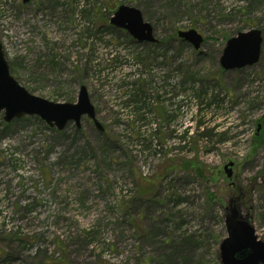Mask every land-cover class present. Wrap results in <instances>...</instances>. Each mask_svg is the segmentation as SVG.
<instances>
[{"label":"rangeland","instance_id":"obj_1","mask_svg":"<svg viewBox=\"0 0 264 264\" xmlns=\"http://www.w3.org/2000/svg\"><path fill=\"white\" fill-rule=\"evenodd\" d=\"M121 6L157 44L111 26ZM251 29L260 62L225 71ZM0 46L34 96L76 104L86 87L104 127L0 115V264H220L231 162L264 241V0H0Z\"/></svg>","mask_w":264,"mask_h":264},{"label":"water","instance_id":"obj_2","mask_svg":"<svg viewBox=\"0 0 264 264\" xmlns=\"http://www.w3.org/2000/svg\"><path fill=\"white\" fill-rule=\"evenodd\" d=\"M29 2L30 0H23L24 4ZM110 24L126 31L138 43H158L152 25L145 21L139 9L119 7ZM178 37L192 44L197 51L205 42L203 36L195 30L179 32ZM262 46L263 34L260 30L240 33L227 42L220 65L225 71L253 67L261 60ZM2 113L3 120L8 124L26 117H38L59 132L64 131L70 123H75L80 128L82 120L88 118L100 132H104L86 87H81L76 104H59L34 96L12 77L0 46V115ZM234 167V162L225 167L230 186L236 188V192L232 193L225 208L224 220L228 236L220 245V264H264V241L256 235L250 217L242 212L247 195L235 182Z\"/></svg>","mask_w":264,"mask_h":264},{"label":"trees","instance_id":"obj_3","mask_svg":"<svg viewBox=\"0 0 264 264\" xmlns=\"http://www.w3.org/2000/svg\"><path fill=\"white\" fill-rule=\"evenodd\" d=\"M264 130V126L262 128ZM259 140L262 142V146L264 145V133H261Z\"/></svg>","mask_w":264,"mask_h":264}]
</instances>
